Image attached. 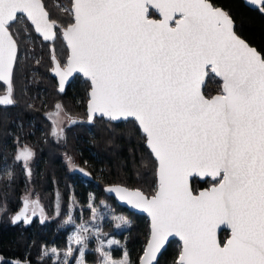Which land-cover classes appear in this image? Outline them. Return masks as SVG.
I'll return each mask as SVG.
<instances>
[{
	"label": "snow or ice",
	"instance_id": "obj_1",
	"mask_svg": "<svg viewBox=\"0 0 264 264\" xmlns=\"http://www.w3.org/2000/svg\"><path fill=\"white\" fill-rule=\"evenodd\" d=\"M65 11L72 22L61 26L42 0H0V81L10 85L19 50L10 29L23 19L25 31L30 24L44 41L54 42L56 29L67 41V67L57 63L56 72L61 85L76 70L90 78L89 120L94 113L135 118L158 162L157 188L150 197L118 185L108 191L151 217L140 264H158L171 236L182 241L174 264H264V54L210 0H73ZM154 13L160 18H150ZM209 71L222 79L221 93L211 98L201 91ZM0 103H13L10 92ZM32 156L25 147L16 160L27 167ZM193 174L218 183L194 193ZM28 203L13 223L29 222ZM222 225L231 230L223 244ZM76 229L69 240L80 247H69L60 264L75 251L76 264H84L92 233L87 222ZM96 233L100 264H131L126 250L113 259L98 227Z\"/></svg>",
	"mask_w": 264,
	"mask_h": 264
},
{
	"label": "trees",
	"instance_id": "obj_2",
	"mask_svg": "<svg viewBox=\"0 0 264 264\" xmlns=\"http://www.w3.org/2000/svg\"><path fill=\"white\" fill-rule=\"evenodd\" d=\"M43 1L52 19L60 24L72 22L65 11L71 8L72 0ZM211 1L222 6L235 20L238 34L264 54V5L261 10L246 5L244 0ZM22 20L11 27L19 44L13 77L17 104L0 106V264H60L69 247H80L69 237L82 222H87L92 233L84 264H100L97 227L104 251H110L113 259H122L126 250L131 264H138L149 237V219L120 205L104 187L121 183L153 194L157 188V160L134 119L113 122L97 117L91 125L65 124L62 135L52 133L56 124L52 111L57 105L64 107L68 115L87 116L91 84L78 75L65 93L59 92L57 80L50 73L51 43L43 41L29 24L27 30L35 40V49H31L26 22ZM64 42L58 33L54 47L59 58V52L68 53ZM40 53L42 60L37 63ZM221 87L222 80L210 72L205 94L212 96ZM24 144L35 151L32 165L27 167L16 160L19 146ZM69 161L86 173L72 170ZM211 183V179L194 177L193 189L198 192ZM28 196L41 205L43 212L34 208L33 215V207H29V222L13 223L14 214L24 209ZM70 215L75 223L65 224ZM119 217L128 223L120 224ZM228 235V230L221 233L222 242ZM109 240L119 243L109 246ZM51 249H56V255ZM180 250V241L172 240L158 264H174ZM78 257L75 251L68 257V264H76Z\"/></svg>",
	"mask_w": 264,
	"mask_h": 264
},
{
	"label": "water",
	"instance_id": "obj_3",
	"mask_svg": "<svg viewBox=\"0 0 264 264\" xmlns=\"http://www.w3.org/2000/svg\"><path fill=\"white\" fill-rule=\"evenodd\" d=\"M42 2L44 3L43 0H42ZM72 2H73V0H72ZM210 2L213 3L211 0H210ZM244 2H245L246 5H248V6L252 7V8H259V9L263 10V5H264V3L252 4V3L249 2V0H244ZM44 4H45V3H44ZM216 7H220V8H222L223 10H225L222 6H216ZM45 8H46V6H45ZM46 10L48 11L47 8H46ZM225 11H226V10H225ZM48 12H49V11H48ZM226 12H227V11H226ZM49 14H50V12H49ZM50 18H51V17H50ZM150 18H152V19H159L160 17H159V15L157 14V16H153V15H152ZM231 18H232V17H231ZM232 19H233V18H232ZM233 20H234V19H233ZM234 22H235V20H234ZM70 23H71V22H70ZM10 30H11V29H10ZM56 31H57V29H56ZM234 31L237 33L238 36H240L243 40H245L250 46H252V47H254V48L257 49L256 46L250 44L245 38H243L241 35L238 34V32L236 31V22H235V26H234ZM36 34H37V33H36ZM37 35L40 36V37L42 38V40H43V37H42L41 34H37ZM56 38H57V36H56ZM56 38H55V40H56ZM15 39H16V38H15ZM55 40H54V42H55ZM43 41H44V40H43ZM64 41H65V43H66V45H67V41H66V40H64ZM45 42H50V43H51V60H52V65H51V67H50V73H51V75L54 76V77L56 78V80H57V83H58V90H59V92H61V93H65L66 90H67V88H68V86L71 84V82L74 80V78H75L76 76H78V75H81L84 79L88 80V81L90 82V84H91V80H90V78L85 77V76L83 75L82 72H80L79 70H76V71H73L72 74L69 75V76L64 80L63 85H61V78H60L59 74L56 72V64L59 63V65H60V67H61L62 69H64V68L67 67V60H68V56L70 55V49H69L68 46H67V48H68V56H67L66 62L63 64L62 61L60 60V58L58 57V55L56 54L55 47H54V42H52V41H45ZM18 45H19V44H18ZM257 51H259V50L257 49ZM259 52H260V51H259ZM260 53H261V52H260ZM18 54H19V50H18ZM261 54H262V53H261ZM16 63H17V62H16ZM15 67H16V64L14 65V69H13V74H12V77H11L10 85H9V81H6V80H5V81H0V83H2V84L4 85V89H3V90H0V99H2V98H3L4 96H6V95H9V92H10V99L13 101V103L8 104V105H4L3 103H0V106H3V107H11V106H15V105L17 104V100H16V91H15V86H14V81H13ZM209 73H210V71H209ZM209 73H208V75H206V77L204 78V80H203V82H202V84H201V91H202V93H203L207 98H211L212 96H215V95H218V94L221 93V92L215 93L214 95H212V96H210V97L207 96V95L205 94V92H204V88H205V86H206V84H207L208 77H209ZM214 75H215V74H214ZM215 76H216V75H215ZM218 78H220V77H218ZM220 79H221V78H220ZM221 80H222V79H221ZM90 93H91V86H90V88H89V92H88L89 98H88V101H87V116H86V117H75V116H70L69 119H68V121H67V123H66L67 125H74V124H77V123H84V124H89V125H91V124L94 123V121H95V119H96L97 117H99V118H105L106 120H111V119H109L108 117H106V116H102V115L99 114V113H94V114H93V118H92V120H89V119H88V117H89V100H90ZM60 109L63 110V111H65L64 107H60ZM58 112H59V110H58L57 108H55V109L52 111L53 114H56V113H58ZM129 119H134V120H135V118L129 117V118H126V119H125V118H121V119H118V120H111V121H113V122H122V121H126V120H129ZM72 121H74V122H72ZM136 122H137V121H136ZM137 124H138V122H137ZM138 126H139V124H138ZM61 129H62V131L64 130V125H63L61 128H58L57 124H53V126H52V133H54V130H55L56 132H59ZM145 144H146V141H145ZM146 146H147V144H146ZM147 147H148V146H147ZM148 148H149V147H148ZM149 149H150V148H149ZM150 151H151V150H150ZM153 156H154V154H153ZM154 158H155V157H154ZM155 159H156V158H155ZM157 168H158V162H157ZM194 177H199V179H200L201 181H205V180H207V179H211L212 183H211L209 186H207V187H202V188H200V189L198 190V192H195L194 189H193V178H194ZM157 183H158V175H157ZM214 183H218V179H217V180H213V178H211L210 176H209V177H205V176H200V175H198V174H193L191 177H189V184H190V187L192 188V190H193L194 193H199L200 191H203V190H205V189H208V188H210ZM117 185H118V186H121V187L128 188V189H130V190L139 189V190H141L146 196H149V197H150L151 195H153L154 193L151 194V195H148L147 193H145V192H144L142 189H140V188L129 187V186L124 185V184H121V183L107 184V185H105V187H104L105 192H106L108 195L113 196V197L117 200V202H118L120 205H122V206L128 208V209L131 210V211H134V212H136V213H139V214L145 215V216L149 219V223H150L149 237H150V234H151V217L149 216V214H148L145 210L140 209V208H136V207H134L133 205L128 204L126 201H122V200H120L119 197L116 195V193H115L114 191H111V192L108 191L109 188H112V187L117 186ZM20 212H21V211L15 213L13 217H15V216H16L18 213H20ZM224 230H228V231H229V235H228V237L225 239L224 242H226V241L230 238V236H231V230H230L227 226L222 225V226L217 230V239H218L222 244H223L224 242H222V240H221V233H222ZM149 237H148V238H149ZM175 239H177V240L180 241V243H181V248H182V241L180 240L179 237H177V236H171V237H169L168 241H166V243H165L164 248L161 250L160 253H158V255H157V261H159L161 255H162L163 252L167 249V247L169 246L170 242H171L172 240H175ZM145 246H146V245H145ZM142 255H143V253H142ZM142 255H141V256H142ZM138 264H140V259H139Z\"/></svg>",
	"mask_w": 264,
	"mask_h": 264
},
{
	"label": "rangeland",
	"instance_id": "obj_4",
	"mask_svg": "<svg viewBox=\"0 0 264 264\" xmlns=\"http://www.w3.org/2000/svg\"><path fill=\"white\" fill-rule=\"evenodd\" d=\"M23 21V20H22ZM26 35H27V39L29 40V42H30V48L31 49H35V40H34V38H33V35H32V33L30 32V30H27V32H26ZM62 37V36H61ZM63 38V37H62ZM64 40V39H63ZM65 43V42H64ZM39 47H40V49H42V44H41V42H40V45H39ZM59 55H60V59L62 60V63L64 64L65 62H66V59H67V55H68V53H67V55H65L64 54V52L63 51H61V52H59ZM42 60V54L40 53V55L37 57V59H36V62L37 63H39L40 61ZM81 100V99H80ZM71 115H68L67 114V112L66 111H63V110H61V109H59V112H58V114L56 113L55 114V116H54V120H55V122H56V124H57V126H58V128H61L63 125H65L66 123H67V121H68V119H69V117H70ZM92 132H94L93 130H91V133ZM25 147H27L28 149H30L31 150V152L33 153V156H32V158H31V160L28 162V164H27V166H31L32 165V160H33V158H34V155H35V151H34V149L30 146V145H27V144H24V145H20L19 146V151H18V153L21 151V150H23ZM22 164L24 165V163H23V161H22ZM69 164H70V167H71V169L72 170H75V169H77V170H83L82 172H84V173H86L85 171V169H83L82 167H77L75 164H73L71 161H69ZM25 166V165H24ZM87 169V168H86ZM89 169V168H88ZM26 200L29 202L28 203V208L30 207V209H32V207H33V209L35 208V210H40L41 212H43V209H42V207H41V205L38 203V202H35L34 200V198H32V197H30V196H28V198H26ZM33 202H35V203H33Z\"/></svg>",
	"mask_w": 264,
	"mask_h": 264
},
{
	"label": "flooded vegetation",
	"instance_id": "obj_5",
	"mask_svg": "<svg viewBox=\"0 0 264 264\" xmlns=\"http://www.w3.org/2000/svg\"><path fill=\"white\" fill-rule=\"evenodd\" d=\"M20 20H22V19H20ZM59 23V22H58ZM68 24V23H67ZM67 24H60L59 23V25H61V26H66ZM12 31V30H11ZM58 33H59V29H57V35H58ZM222 91V87H221V89L219 90V91H216V93H218V92H221ZM215 93V92H214ZM210 97V96H209ZM207 187V186H206Z\"/></svg>",
	"mask_w": 264,
	"mask_h": 264
}]
</instances>
